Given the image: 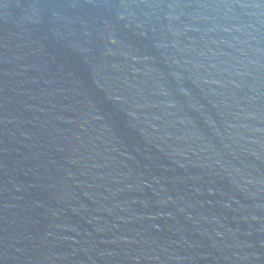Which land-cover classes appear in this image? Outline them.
<instances>
[{
  "label": "water",
  "instance_id": "obj_1",
  "mask_svg": "<svg viewBox=\"0 0 264 264\" xmlns=\"http://www.w3.org/2000/svg\"><path fill=\"white\" fill-rule=\"evenodd\" d=\"M0 264H264V0H0Z\"/></svg>",
  "mask_w": 264,
  "mask_h": 264
}]
</instances>
